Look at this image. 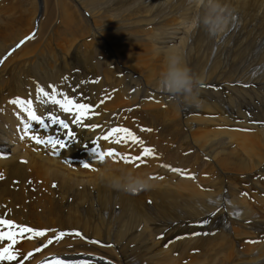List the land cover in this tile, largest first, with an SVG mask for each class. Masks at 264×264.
Listing matches in <instances>:
<instances>
[{
  "label": "bare ground",
  "instance_id": "bare-ground-1",
  "mask_svg": "<svg viewBox=\"0 0 264 264\" xmlns=\"http://www.w3.org/2000/svg\"><path fill=\"white\" fill-rule=\"evenodd\" d=\"M36 1L30 2L33 3L32 13L26 11L24 14V18H29L30 23L22 36V39L25 37L23 41L34 36L40 28L47 27V23L57 20L47 15V6L50 4L59 6L61 10L59 20L68 31L64 39L70 42V46L62 48V53L65 55L71 50L68 56L74 58L78 64L73 69H68L64 77L58 78L53 84L47 83L52 81L50 74L42 71L38 66L33 71L31 69L25 71L24 74L27 73L28 76L25 77L23 74L20 78L21 73L19 74L18 71L21 68L19 65L21 60L10 65V70H14V77L9 95L15 94V100L7 103L6 98L0 97V146H5L3 152L0 150V264H120L121 262L130 264L131 256L126 255L128 260L124 256L127 251L141 255L132 256L137 262L131 264H190L198 259L206 260V264H264L262 262L264 261V210H254L256 205L264 206V186L258 188V194L248 198L249 202L245 205L240 197L244 187L253 177L251 174L258 171L264 177L263 116H252L256 123L242 121L241 129H255L248 132L249 136H245L247 131L242 132L244 136L240 137L238 146L244 154L238 155L232 152L233 147L230 146L239 140V137L233 138L238 130L223 129L230 121L226 112L233 113L228 105L222 103L217 107L222 110L216 113L214 120H211L210 116L207 119L188 114L190 110L194 111L198 108L190 106L189 111L180 108L185 114L179 110L174 121L176 124L180 122L182 127L183 124L187 127L182 128L184 133L176 132V135L181 134L179 136L185 144L199 149L202 155H206L218 170L221 169L223 178L230 177L233 180L220 178L216 182L220 187L214 191L207 184L205 189L197 194L187 195V191L190 190L188 185L180 184L170 174L160 179L154 186L139 187L133 182L122 186L118 184L119 180L114 174H110V177L104 174L106 168L111 165L110 162L105 166L100 165L97 172L93 171L94 168L87 162V158L89 153L90 160L98 157L96 149H92L91 152L88 149L85 158L74 152L76 145L83 144L85 139L94 140V135L88 128L97 124V117L91 112V109H97L96 101L92 97L97 90L89 82H85L88 79L83 68L92 69L94 66L104 74L113 69L108 67L114 61L127 63L129 59L138 58L141 55L140 49H130L134 42L129 37L141 41L139 46L143 50L142 54L151 55L162 51L158 50L160 47H165L174 59L175 65L180 61L184 62L186 67L179 75H173L172 79L175 80L177 76H193L196 70L198 72L202 69L203 57L200 53L204 46V36L214 35L216 48L229 52L227 69V66L223 68L219 56L216 61L210 62L207 54L205 68L209 63L208 70L213 73L218 71L213 74L217 76L216 80L224 82L222 78L232 76L229 72L231 66L238 65L243 68L241 73H238L242 76L244 71L249 69L248 65L257 64L262 73L254 77L264 83V0H120L121 2L115 4V8L119 11L117 16L121 18H116L128 22L114 27L110 18L106 21L109 25L103 27L108 31L107 34L99 30L103 22L102 11L98 13L99 16L97 15L101 21L94 20L93 10L102 3L101 0H78L79 2L72 0L75 2L73 5L68 4L71 3L69 0ZM107 7L109 12L113 10L114 5L108 4ZM12 9V3L9 5L7 0H0V11L3 14H8ZM96 10L94 12L97 13ZM157 15L159 18L156 17ZM225 17H228V24L224 27L219 21ZM172 18L179 19L174 21ZM168 21L171 22L163 23ZM154 22H157L158 27L156 25L152 27ZM150 24L153 30L150 27L142 28ZM191 28L193 30H190ZM156 30H159L157 34ZM86 33L88 36L95 33L100 41L97 40L95 48V51L100 50V52L95 54V57L86 53L81 55L79 53L77 56L80 46L90 44V41L83 40L84 37H88L82 36ZM109 34L113 35L111 42L113 45L109 41L111 37L108 36ZM238 34L251 35L258 39L253 44L252 51L246 49L249 45L242 47L240 42H237ZM124 35L129 37L124 38ZM101 43L109 48L102 50ZM10 46L8 45L7 48ZM7 48H4L6 52H3L2 57L8 51H12L13 54L17 51L13 47L7 51ZM179 50L185 55L180 56ZM35 51L29 49L27 54ZM211 52L210 49L209 53ZM23 54H26V51ZM225 58L227 60V57ZM211 66L214 68L212 69ZM211 71L209 73L212 74ZM142 74L144 76L143 72ZM163 75L165 74L161 73V76ZM152 76L153 73L150 72L147 78L150 79ZM66 79L68 81L63 83ZM197 79L200 80V77ZM146 81L148 82L146 88L155 92L168 88V85L169 91L174 90L172 80L168 77L158 81L157 84L151 80ZM81 82L84 87L78 89ZM111 89H106L105 97L99 99L98 104L101 107L116 98L117 93L111 92ZM150 90L148 96L156 94ZM166 98L165 95L159 97L163 108L155 104L157 107H153L155 111H152L156 116L161 117L162 122L166 119V111L170 110L169 100ZM251 109L252 106H245L246 111ZM207 110H211L210 107L202 108V111L207 112ZM236 120L241 121L242 117ZM205 121L209 122L208 129L197 132V127ZM211 124L217 125L219 129L216 126L212 129ZM103 130L104 128L100 127L98 132ZM46 137H52L53 142L57 140L60 143H56L55 146L40 145L41 140ZM79 137L82 140L78 139ZM95 141L99 143L98 138ZM49 149L53 153L55 151L59 154L68 153L74 158L78 156L79 163L83 165L88 163L89 172L78 163L72 166L82 168L80 171L70 170L68 166L64 171H60L46 161L53 157L46 154ZM118 154L121 155L120 152ZM146 154L151 158L152 155ZM5 162H8L10 168L8 173L4 169ZM163 165L172 168L176 164L166 156ZM90 175L97 176L100 184L93 195L91 192L87 194L91 189L88 183ZM242 179L243 183L240 181ZM48 180L54 183L52 188H58V191L48 190ZM29 184L37 186V195L45 198L46 202L42 208L31 209L22 218L18 214L24 211ZM59 189L65 190L64 195ZM145 196L146 198L142 200ZM147 199H150L148 204H146ZM231 209L239 212H230L232 215L223 214L224 210ZM105 210L110 218L104 219L105 215L101 212ZM176 210L182 215L180 225L174 221ZM93 212H96V215ZM48 214L51 216L50 219ZM219 217H222V220ZM158 221H160L159 226L155 224ZM213 221L218 223L213 225ZM148 222L154 226L151 227L154 231L157 230L155 227H158L157 233H164V236L170 234L173 229L168 238V240L174 238L173 246L156 249L159 241L146 234L148 240L151 238L150 241L145 239V242L146 240L147 243L150 242L148 245H151L149 248L152 250L149 251L144 245L145 242H142V245L135 243V240L140 238L139 233L136 234L134 231L130 235H125L121 231L123 226L143 225ZM235 224L237 226L233 228ZM185 231L187 234H184ZM206 232L214 233L204 235ZM232 232L234 235H239L246 246L244 251L236 256H232L229 250L228 241ZM56 233L60 239L51 238ZM221 233L229 236L224 237ZM31 234L32 236L34 234V237ZM26 235L29 236L24 238ZM234 241L238 243L237 240ZM212 253L214 257L211 256Z\"/></svg>",
  "mask_w": 264,
  "mask_h": 264
},
{
  "label": "rangeland",
  "instance_id": "rangeland-1",
  "mask_svg": "<svg viewBox=\"0 0 264 264\" xmlns=\"http://www.w3.org/2000/svg\"><path fill=\"white\" fill-rule=\"evenodd\" d=\"M31 1L34 0H7L9 5L12 3L13 9L8 14H3V12L0 11V55H1L0 97L2 99L6 98L7 103H12L15 100L14 99L15 94H11V96L9 95L12 89V83L14 77L13 74L14 70H10V65L12 63L16 64L21 60L19 62V65L21 66V68L19 69L20 72L18 71L19 74L21 73L19 75L20 78L23 76L25 71L29 69L33 71L35 67L38 66L42 71L48 72L50 74L52 81L47 83H52V84L55 83L58 78H63L68 69H73V67L78 64L77 61H74V58L68 56L71 50L68 51V54H65L67 55L66 57L62 53V48L70 46V42L67 39H64V36L68 34V31L66 28L63 27V23L61 22V20H59V15L61 11L59 6H55L53 4L47 6V15L51 18L54 17L57 20L51 23H47V27L40 28V30L36 32L34 36L27 38L25 41H23L25 37H23L22 39V36L30 23V19L27 17L24 18V14H26V11L27 12L30 11V14L32 13L33 3H30ZM64 1L66 2V0ZM119 1L120 0H115V1L101 0L100 2L102 3L95 8V10L98 9L96 10L98 12L96 13L94 12L95 10H93L95 16L94 19L95 22L101 21V18L100 20L98 19V16L100 15V14L98 15V13H101V11H102L101 15H103V18L104 19L107 18L106 20L102 18L103 22L102 25H100L101 29L99 27L100 32L106 34L108 33V31L105 30L104 28L109 25L108 22L106 21H109L110 18H112L111 19L113 21L112 25L114 27L115 26L117 27L118 25H122L128 22V20L117 19L119 17L117 16L119 14V11L115 8V4H117ZM69 2L71 3H68L67 1L69 5L75 4L74 1L72 2V0H69ZM108 4L114 5L113 10H109V12L107 7ZM105 7L107 8L105 9ZM103 12H106L107 15L110 16L105 15L106 13ZM111 15L114 17H111ZM156 17L159 18L158 15ZM177 19L179 18L176 19L172 18V20L174 21H177ZM227 19L228 17H225L219 21L222 24V26L225 27L228 24ZM170 22L171 21L163 22V23L167 24ZM152 24H153L152 27H154V25H156L157 22H154ZM81 27L82 26L79 24V28ZM145 27L146 29H148V27L152 29L151 24L148 26H142V28ZM156 27L158 26L156 25ZM190 30H193V28H191ZM155 32L157 34L159 30H156ZM82 36H88V34L87 33L82 34ZM108 36L109 37L111 36L112 38L111 37L109 38ZM108 36L107 39L108 38L110 39L109 40L110 43L113 42V35L109 34ZM213 36L209 34L207 36H204L205 37L204 46L200 53L203 57V61H202L203 66L200 71L197 72L196 70L194 72V74L195 73L196 74L193 76L182 75L179 77L177 76L175 80L172 79L173 75H179L185 69L186 65L184 62L180 61L178 64L175 65L174 59L170 56L169 52L166 51L165 47H160V49L158 50H162V51L154 52L151 55L142 54L143 50L139 46L141 44V41L129 37L127 35H124V38L129 37V39H132L134 42V45L130 47V49L131 50L140 49L141 55L138 58L133 60L129 59L127 63H124L123 61L117 63L114 61L108 67V69L110 68L113 69H111V71H106V73L104 74L101 73L98 69H95L94 66L92 69H87L84 67L83 71L87 75L86 79H88L85 82H89L91 86L97 90V93L95 94L93 92L94 95L92 96L96 101V105L95 104L94 105L97 109H91L92 114L97 117V124L94 125L93 127L91 126L88 128V130H90L93 133L94 140L90 138L85 139L83 144L76 145L74 152L76 154L77 153L80 154L82 158H85L88 149H90L89 150L90 152L92 149H96L98 157L90 160V153H89L87 158V162H89L90 165L94 168L93 171L97 172V170H99L100 165L105 166L107 162H110L111 165L108 168H106L104 174H106V176L108 177H110V174H114L115 177L119 180L118 184L122 186H126L130 182L135 183L139 187L154 186L160 181V179H163L170 174L180 184L188 185V188H190V190L187 191V195H189V194H197L201 190L205 189V185L207 184L209 185V188L212 189L213 191L218 190L220 185L219 183L216 182L220 178L221 179L227 178L228 179L227 181H233L230 177L223 178L221 174V169L218 170L206 155L204 156L202 155V153H200L199 149L191 145L185 144L181 140V136L179 135L184 133V129L182 128L187 127V125L183 124L182 127V124L180 122L176 124V122L174 121V119H176L177 117V114L179 113L180 108H184V110L189 111L190 106L192 108H198V110L197 109H196L197 111L190 110L188 114L197 115L199 116V118L206 117L207 119L210 118L211 120H214V118H216V113L222 110V109H218L217 107H220L222 103H225L226 105H228V107H230V110L233 112L232 114L228 112L226 113L229 117V120L234 122V124H230L231 122L229 121L227 122L225 128L223 129L229 130L234 128L238 130V133H235L237 135H235L233 138L239 137L238 138L239 140H236V143L231 144L230 146L233 147L232 149L233 153H236L238 155H243L244 153H242L241 148L238 146V141H241L240 137L244 136L242 135V132L244 130H245L244 132L247 131L245 136H249L247 135L249 134L248 132H252L255 128L253 129L250 128L249 130L248 128L241 129L240 127L242 126L241 125L242 121L244 122L248 120L247 122L256 123V121L254 120V118H252V116L257 115L264 117V87H263L264 83L260 80L255 79L257 75L262 73V71L259 69V66L257 64H256L257 66L248 65L247 68L249 69H246L244 71L245 73H243L242 76L239 74L241 73L240 71H242L243 68H241L238 65L235 67L231 66L230 67L231 70H229V72L232 76L228 78H222L224 79V82L223 80L221 81L216 80L217 76L213 75L218 72L217 70L215 71V73H213L211 70L207 69L209 63L205 68V64L207 61V54L209 55L210 62L216 61L217 57L219 56L223 68L224 66L225 67L227 66L226 69L229 68L228 67L229 55H227L229 52L228 50L216 48L217 46L216 44H214L215 37ZM83 40L90 41L91 45L88 43L83 47L80 46V49L77 51V56L79 53L80 55L86 53L94 56L95 54L100 52V50L95 51L98 40L95 33L89 35L88 37H84ZM189 40L190 39H188V42H190ZM201 40L203 41V38ZM257 40L258 39H255L254 36L251 35L240 36L238 34L237 42H240V45L242 47L244 46L246 47L249 45V47L246 49L252 51V46L254 43L257 42ZM110 43L109 45L113 47L112 46L113 44L111 43L112 44L111 45ZM101 44H102L101 46L102 50L109 48L107 45H104V43ZM6 45L7 46L11 45L10 48L13 47L17 51L14 54L11 53L12 51L11 52L8 51L10 48L9 47L7 48ZM4 48H7L8 52L5 54L4 57H2L3 54L6 52V49ZM185 48L187 51V47ZM29 49H34L36 51L27 54V51ZM210 49L212 51L211 53H209ZM25 51L26 54H23ZM106 51L109 52L108 50ZM57 54H59V56ZM178 54L180 56L185 55V53L182 52L181 50L178 51ZM225 57H227V60ZM211 67L212 69L214 68L213 66ZM210 71L212 72V74L209 73ZM247 71H249V75H247L248 74ZM142 72L144 73V76ZM150 72L153 73V76L150 79H148L147 75ZM161 73H164L165 75L161 76ZM24 76L26 77L28 76V74L26 73L24 74ZM238 76H240L241 78L238 79L237 78ZM75 77L74 79H76ZM165 77L171 78L172 80V85L174 89L172 90V92L169 91V85L168 88L167 87L165 89L162 88L159 89V91L156 90L157 92H155V90H150L149 88H146V85L148 83L146 80H151L152 82L157 84L158 81H162V79H164ZM198 77H200V80L197 79ZM68 79H66L63 83L67 82ZM75 81H77V79ZM83 87L84 85L81 82L78 85V89H82ZM110 88H112L111 92L117 93V96L113 100L106 103L104 107H101L98 104L99 99L104 98L105 97L104 91ZM149 90L158 95L155 94L153 96L152 95L148 96L147 94ZM163 95H165L167 97L166 99L169 100L168 103L170 107L169 108L170 110L166 111L167 115L164 122L161 121L160 116L158 117L154 114L155 112H152L155 111L153 107L158 106L160 108H163L162 101H160L159 99V97H163ZM150 96H152V98H150ZM206 100L208 101L206 102ZM246 105L252 106V109L250 111H246L245 110ZM204 106H206V109L210 107L211 110H207V112L202 111V108ZM212 107H214L215 109H213ZM184 110L183 109L180 110L182 114H185ZM208 116L210 117L208 118ZM240 116L242 117V120L241 121L236 120ZM205 122H202V124L199 127H197V132H200V130L208 129L209 122L208 121L206 123ZM211 126H213L212 129L215 126L218 127L215 124H211ZM100 127L104 128L102 132H98V129ZM84 132L82 135L85 134ZM176 132H180V133L182 132V133L181 134L178 133L176 135ZM102 133L104 134L101 135ZM108 134L110 136H108ZM97 138L99 139V143L95 141V139ZM78 139L82 140L81 137H79ZM56 143L59 144L60 142L57 140L56 142H53L52 137H46L45 139L41 140L40 145L55 146ZM118 152H120L121 155H119ZM146 153H148L150 156L152 155L151 158L148 157ZM46 154L53 155L52 158H48L46 159V161L52 164L54 167L56 166L60 171H64L67 168V166L70 170L73 171L74 170L80 171L82 170V168H85L86 170L88 168L87 166L88 163H84L83 165L82 163L78 162V156L74 158L73 155L62 152L60 153L62 156H60L59 152L55 151L53 153L51 149L46 151ZM263 154L264 151H262V155ZM166 156H168L170 160L174 162L176 165H173L172 168L165 167L163 165V159L164 158L166 159ZM75 163H78L82 168L78 169L77 167L72 166ZM4 169L7 173L10 172L8 162L4 163ZM251 176L253 177L244 187L240 195V197L244 201V205L245 203L249 202L248 198L255 197L256 196L255 194H258L259 192L258 188L264 186V177L261 176V173H258L257 171L251 174ZM240 181L243 183V179ZM11 183L13 184V181H11ZM88 183L91 186V189L87 192V194L89 195L91 192L93 195L95 190H98L100 187L99 178L97 176L90 175V177H88ZM52 185H54V183L48 180L47 181L48 190L50 192L58 191V188L56 189L52 188ZM37 189H38L37 186L32 184H29L27 186V199L24 204L25 205L24 211L18 214L19 217L23 218L29 213L31 209L34 208L40 209L45 204L46 199L41 198L37 195ZM59 192L62 195H64L65 190L62 191L59 189ZM145 198L146 196L143 197L142 200ZM149 200L150 199H147L146 204H148ZM261 209L264 210L263 205L254 206V210L256 211H261ZM102 212L101 214L105 215V218L103 217L104 219L110 218V216H108L109 213L107 212V210ZM230 212L234 213L239 211H236L234 209L228 211L224 210L223 214L232 215V213ZM93 214L96 215V212H93ZM48 218L49 219L51 218L49 214H48ZM181 219H182V215L176 210L174 221L176 222V224L180 225ZM219 219L222 220V217H219ZM159 222L160 221L156 222L155 224L159 226ZM213 223H214L213 225H216V223L218 222L213 221ZM160 225H162V223H160ZM194 226H196L195 223ZM236 226H237L236 224L233 225V228H236ZM151 227L154 226H152L148 222L143 225L135 224V225L123 226L121 228V231L125 235H130L134 231L136 232V234L139 233L140 234L139 240L138 239L135 240V243L139 245H142V242H145V239L148 240L146 234H149V236L152 237L154 240L159 241L156 249H165L166 247L168 248L170 246H173L174 238L168 240V238L171 236L173 232V229L170 231V234L164 236V233H157V231L159 230L158 227H155L157 229L156 231H154ZM198 228H200V226ZM207 233L208 232L204 233V235ZM209 233H214V232H209ZM216 233H220V232H216ZM184 234H187V232L185 231ZM221 234L224 237L229 236L226 233H221ZM55 235L51 236V238L57 237L56 240L60 239V236H58L57 233ZM28 236L29 235H26L24 238ZM32 237H34V234ZM147 240L144 243V245L147 246V248H149L151 245H148L150 244V242L149 243L147 242L150 241L151 238L148 241ZM234 240H237L238 243L237 242L235 243ZM228 242L230 246L229 250L232 256H236L237 254L242 253L246 248L240 236L234 235L233 232L230 236V241ZM104 244L108 245L107 242H104ZM148 250L151 251L152 249L149 248ZM126 255H130L132 262L134 263L137 262V259H133V257L141 256L140 254H135L127 251L124 253V256L127 260L128 257ZM211 256L214 257V253H212ZM198 260H196L197 262L194 261L191 262L190 264H206V260L203 259L202 260L198 259ZM120 264H124V263L121 262Z\"/></svg>",
  "mask_w": 264,
  "mask_h": 264
},
{
  "label": "built area",
  "instance_id": "built-area-1",
  "mask_svg": "<svg viewBox=\"0 0 264 264\" xmlns=\"http://www.w3.org/2000/svg\"><path fill=\"white\" fill-rule=\"evenodd\" d=\"M2 149V148H1Z\"/></svg>",
  "mask_w": 264,
  "mask_h": 264
}]
</instances>
